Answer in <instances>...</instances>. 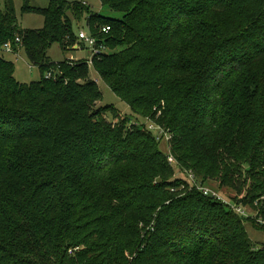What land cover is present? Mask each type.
Returning <instances> with one entry per match:
<instances>
[{
  "label": "trees",
  "instance_id": "16d2710c",
  "mask_svg": "<svg viewBox=\"0 0 264 264\" xmlns=\"http://www.w3.org/2000/svg\"><path fill=\"white\" fill-rule=\"evenodd\" d=\"M29 1L45 26L20 29L6 0L0 46L20 37L52 75L21 83L0 57V264H264L245 224L264 219V0H101L120 18ZM84 18L107 48L93 69L143 126L96 108L86 60L49 57ZM147 117L172 133L185 176L217 180L258 216L180 179Z\"/></svg>",
  "mask_w": 264,
  "mask_h": 264
},
{
  "label": "rangeland",
  "instance_id": "374dc122",
  "mask_svg": "<svg viewBox=\"0 0 264 264\" xmlns=\"http://www.w3.org/2000/svg\"><path fill=\"white\" fill-rule=\"evenodd\" d=\"M69 1H82L87 2L92 10L95 12L101 13L102 15H106L107 17H114L120 18L122 14L119 12H114L110 10L108 7L102 5L101 0H69ZM30 5L32 7L38 8H47L50 6L52 0H30ZM14 6L16 10V18L17 22L22 30H29V29H42L45 26V16L40 13L30 12L26 13L23 12V7L25 6V0H14ZM6 9V0H0V12H4ZM86 19L84 18L81 22L74 21V29L76 34L80 31L85 30L88 31V26L86 23ZM71 44V43H70ZM77 45H79L77 47ZM81 47V48H80ZM79 48V49H78ZM22 57L18 58L15 54H6L5 58L12 63H15V77L21 83L29 84L33 81H38L42 79L43 76H48L47 72H42L41 69L37 66L31 64L28 55L26 53L25 48L21 49ZM49 57L54 62H62L65 60H71L74 62H78L81 60H89L91 59V49L87 48L83 44L80 43L79 39H77L73 44H71L67 49H64L59 43H54L51 49L48 52ZM90 77L97 81L98 86L102 91V99L97 101L96 108L102 107L104 105H114L117 109V113L120 115L121 118H131V122L139 124L140 126L144 125L143 117L136 118L134 116L135 113L132 112L130 106L124 102L120 96L114 93L111 88L107 85L105 81L101 79L98 73L91 67ZM156 109V108H155ZM154 109V110H155ZM148 125L152 124L149 117H147ZM172 134V133H171ZM169 143L166 141L160 142V148L163 152L167 153L170 150ZM177 176L182 179L184 178L185 174L181 171H177ZM207 187L211 188L212 190L227 196H233L235 192L228 188H220L219 183L217 180H209L206 184ZM245 193L243 196L239 197L242 200L245 197ZM244 204V202H240ZM245 205V204H244ZM245 209L249 217V219H254L258 216V212L254 210V207L250 204L245 205ZM264 220V219H263ZM246 229L248 231L249 237L253 242L255 247H260L264 244V223L254 224L251 221H247ZM129 257V253L127 252Z\"/></svg>",
  "mask_w": 264,
  "mask_h": 264
},
{
  "label": "built area",
  "instance_id": "2783aa9c",
  "mask_svg": "<svg viewBox=\"0 0 264 264\" xmlns=\"http://www.w3.org/2000/svg\"><path fill=\"white\" fill-rule=\"evenodd\" d=\"M110 29H111L110 26H106V27H103L102 31L105 33H108ZM79 41L81 44L91 49V59L86 60L91 67L93 65V58L95 56L102 54L103 52H106L107 50L106 45L104 43L99 44L98 38L91 35V33L85 30L80 31ZM78 46L79 45H77V47ZM22 48H23L22 40L20 37H17L14 42L8 41L0 46V57H5L6 54H15L18 57H20L21 56L20 51ZM51 75L52 73L48 72V77H50ZM151 122L152 124H150L149 129L159 133V136L157 137V139L160 142L166 141L169 143L172 138V134L168 130L166 131V129L158 125L155 121H151ZM168 153H169V158H168L169 162L177 169V171L179 170L181 172V169H178L177 159L170 153V150ZM184 178L186 179V181L192 188H195V190L197 189L198 191L202 192L203 194L207 196H212L218 200H221L227 203L228 205L231 206V208L233 209L235 213L239 214L240 216L242 215V217L250 218L247 212H245L246 204L244 205L242 203H237L233 200H230L227 197L223 196L222 194L207 187L205 184H202L199 178L196 177V175L193 172H189L188 176H184ZM257 220L260 223H264V220L261 217L257 218ZM69 253H73V250H70Z\"/></svg>",
  "mask_w": 264,
  "mask_h": 264
},
{
  "label": "crops",
  "instance_id": "0c3cea01",
  "mask_svg": "<svg viewBox=\"0 0 264 264\" xmlns=\"http://www.w3.org/2000/svg\"><path fill=\"white\" fill-rule=\"evenodd\" d=\"M20 52H21V51H20ZM20 57H22V55H21ZM20 57H18V58H20Z\"/></svg>",
  "mask_w": 264,
  "mask_h": 264
}]
</instances>
